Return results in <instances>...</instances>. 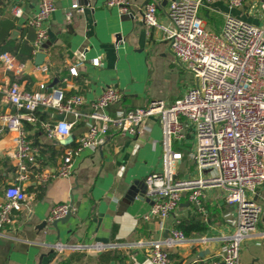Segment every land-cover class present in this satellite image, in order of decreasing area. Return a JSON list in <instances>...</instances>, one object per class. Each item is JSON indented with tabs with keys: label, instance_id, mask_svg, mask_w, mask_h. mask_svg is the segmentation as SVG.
I'll use <instances>...</instances> for the list:
<instances>
[{
	"label": "crops",
	"instance_id": "1",
	"mask_svg": "<svg viewBox=\"0 0 264 264\" xmlns=\"http://www.w3.org/2000/svg\"><path fill=\"white\" fill-rule=\"evenodd\" d=\"M104 1L77 0L85 9L73 13L68 22L65 13L72 0H57L49 19L53 38L49 35L46 43L48 53L42 64L47 69L43 71L36 66L37 53L33 54L35 30L26 23L37 9V0H0V54L2 50L11 53L24 66L16 75L5 71L0 61V112L13 110L2 91L11 82L28 91L38 90L43 83L46 88H63L66 96L81 94L85 99L82 111L90 110L87 103L104 88L114 87L122 98L108 108L111 114L119 108L144 107L152 100L169 104L185 93L192 82L191 74L178 64L165 32L147 27L140 19L148 0H130V14H121ZM154 1L160 24L167 26L168 0ZM263 1L247 0L245 11L220 0L205 1L200 15L212 30L221 28L226 15L249 17V22L260 25L263 18L252 11L259 13L256 2ZM16 3L22 9L20 17L11 14ZM93 58H99L100 64L93 65ZM79 60L78 74L70 75L69 68ZM37 116V123H24V137L38 150L39 169L51 171L60 164L68 140L48 138L40 125V121L55 122L59 116L56 112L39 109ZM84 130V122L74 125L71 136L75 142ZM160 139L157 118L148 117L137 135H112L101 148L82 150L73 160L70 176L45 183L35 178L23 182L28 199L0 237V264H151L145 250L131 244L166 238L193 208L184 194L180 205L166 218L143 217L152 204L144 178L160 170ZM187 142L191 148L193 139L189 137ZM13 147L12 134L0 123V199L16 176L15 160L5 154ZM188 160L185 165L179 163L178 177L195 175V167L190 168L192 162ZM203 192L200 213L207 229L192 232L169 249L171 255L183 259L182 264H205L218 255L223 240L235 229L236 207L224 201L225 191L215 186ZM254 198L264 202V183ZM59 203L71 205V216L54 227L48 216ZM202 237L208 241L201 242ZM94 244L113 246L96 250L91 247ZM76 245L86 248L76 250ZM240 260L243 264H264V212L255 231L243 241Z\"/></svg>",
	"mask_w": 264,
	"mask_h": 264
},
{
	"label": "built area",
	"instance_id": "2",
	"mask_svg": "<svg viewBox=\"0 0 264 264\" xmlns=\"http://www.w3.org/2000/svg\"><path fill=\"white\" fill-rule=\"evenodd\" d=\"M205 1L217 0H168L167 26H162L157 18L156 1L148 0L141 12L140 19L147 27H158L165 32L178 64L192 76L185 93L169 104L152 100L144 107L119 108L111 114L108 108L122 98L114 87L104 88L90 100L89 111L81 109L85 104L81 94L66 96L58 86L46 88L42 83L38 90L28 91L11 82L2 88L4 99L13 108L0 112V123L5 132L12 134L14 147L5 154L15 160L16 176L0 199V237L27 202L23 182L35 178L45 183L68 177L72 174L74 158L82 150H97L112 135L135 136L146 118L155 117L161 130V166L159 171L144 178L146 193L152 197L144 219L166 218L180 205L184 194L192 206L203 212L204 189L221 187L225 191L224 201L236 207L235 229L223 240L218 255L205 264H243L241 245L255 231L264 212V202L254 198L264 183V1L258 8L262 24L226 15L219 30L209 29L200 15ZM220 1L230 8L248 9L247 0ZM56 2L37 0L36 11L26 20L35 30L33 54L48 53L45 45L49 40V19ZM104 4L116 7L121 14H130V0H105ZM84 9L77 0H72L70 10L65 13L66 21ZM11 14L22 15L18 3L12 6ZM0 61L5 71L17 75L24 70L23 63L9 52H2ZM91 62L97 66L100 59L93 58ZM81 64L82 60L74 63L69 74L77 75ZM36 66L43 71L47 69L44 64ZM39 109H51L63 115L55 122L40 121L50 139L65 140L78 121L85 124L75 146L64 149L60 164L51 171L39 169L38 150L24 137V123H37ZM189 137L193 143L187 156L194 163L196 173L182 178L177 176V170L183 153L176 145L187 142ZM71 209L69 203L56 204L48 220L61 219ZM185 239L183 231L174 227L162 240L137 241L131 245L144 249L151 264H171L169 249ZM200 241L208 239L202 237ZM112 246L91 245L96 250ZM73 248L82 250L86 246Z\"/></svg>",
	"mask_w": 264,
	"mask_h": 264
},
{
	"label": "trees",
	"instance_id": "3",
	"mask_svg": "<svg viewBox=\"0 0 264 264\" xmlns=\"http://www.w3.org/2000/svg\"><path fill=\"white\" fill-rule=\"evenodd\" d=\"M1 52H3V50ZM128 109H134V108H128ZM82 123H83V121H78L76 124L78 125V124H82ZM75 144H76V142L74 140L71 142L66 141L64 147L75 146ZM176 148L180 149L183 153V158L181 160L183 162V164L184 165L187 164L189 161L188 156H187V151L189 148V142H184L181 145H176ZM192 163L190 164V168H192L194 166V163L193 164ZM175 227L182 230L183 233L185 234V236H189L192 232H203L207 229L206 223L204 221H202L201 213L198 212L197 208L194 206L185 218H181L176 223ZM169 257L171 260V264H182V262H183L182 258L175 256V255H171L170 252H169Z\"/></svg>",
	"mask_w": 264,
	"mask_h": 264
},
{
	"label": "water",
	"instance_id": "4",
	"mask_svg": "<svg viewBox=\"0 0 264 264\" xmlns=\"http://www.w3.org/2000/svg\"><path fill=\"white\" fill-rule=\"evenodd\" d=\"M49 35L51 36V38H53V37H52L53 35L50 34V32H49ZM45 46H46V45H45ZM45 56H46V55H45L43 52H39V53H37V54H36V60H35L36 64H37V65L42 64L43 61H44ZM62 118H63V115H59V116H58V119H62ZM67 140H68L69 142H71V141L73 140V137H72V136H69V137L67 138ZM144 187H145V192H146V186H145V183H144ZM131 194H133V192H132ZM70 216H71V212H69L65 217H63V218H61V219L54 220L53 223H52V226L55 227L58 221H60V222L67 221V220L69 219ZM45 223H46V221H44V222L42 223V225H44Z\"/></svg>",
	"mask_w": 264,
	"mask_h": 264
},
{
	"label": "rangeland",
	"instance_id": "5",
	"mask_svg": "<svg viewBox=\"0 0 264 264\" xmlns=\"http://www.w3.org/2000/svg\"><path fill=\"white\" fill-rule=\"evenodd\" d=\"M256 4H257V6L259 7L260 3H259V2H256ZM257 11H258V10H257ZM258 12H259V11H258ZM252 13H253L254 15H256V17H260V16H261L259 13H256V11H254V10L252 11ZM234 16L239 17V18H242V19H245V20H247V21H252V19L249 18V17L240 16V15H234Z\"/></svg>",
	"mask_w": 264,
	"mask_h": 264
}]
</instances>
